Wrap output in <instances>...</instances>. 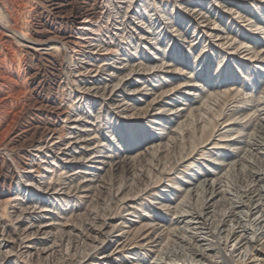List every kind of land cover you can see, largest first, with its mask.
<instances>
[{"label": "bare ground", "instance_id": "bare-ground-1", "mask_svg": "<svg viewBox=\"0 0 264 264\" xmlns=\"http://www.w3.org/2000/svg\"><path fill=\"white\" fill-rule=\"evenodd\" d=\"M134 1L136 0L115 1L113 4L115 16L111 20L113 23L106 21L103 26L101 20H94L96 13L91 12V16L83 20L84 26L80 29L86 31L91 27H97L93 30L98 36L89 41L87 46L89 53L86 54L85 60L82 59L79 64L70 62L73 65L66 69L65 82L73 96L69 99L68 106L57 105L55 113L57 116H64L69 126L66 128L63 126L47 127L41 131L34 126L31 128L32 132L27 145L42 163L32 160L26 166L21 165L18 159L15 161L17 172H13V180L10 183V186L14 187V196L3 194L4 198L0 200V264H13V258L19 260L20 258L25 259L26 256L30 259L31 256L38 257L42 254L55 255L63 246L66 249H73L79 243L85 245L88 242L92 243L94 233H100L106 226L111 225V229L116 228L110 224L111 219L117 214L119 215L121 208L126 210L132 208L133 203L130 200L142 198V195L138 196V194L144 189L137 190L135 193H132V190L151 173V165L158 159L159 154L166 151L171 143H174L179 133L188 134L193 125L203 119V116L207 114L210 100H216L218 97L227 100L232 94L226 85L207 87L200 93L195 92L198 89L189 87V82L194 81L192 79L181 83L160 82L157 79L158 74L164 75L165 69H171L173 73L180 72L181 74L187 71L184 72L185 67L180 66V63L168 61L165 58V52L157 49L155 45L161 39L162 29L166 28L174 19L179 27H184H182V32L177 30L179 36L186 37L185 40L190 39L188 42L194 40L192 37L196 31V35H199L198 32L201 31L209 33V35L213 34L214 39L221 42V45L232 43V40L234 41L236 38L239 39V45H241L247 43L248 38L240 36L237 33L238 29L230 33L227 27L229 24L222 28L210 27V20L215 17L201 14L197 16L196 13L194 16L191 9H187V14H183L180 11L181 6L178 9H171L170 17L166 15L167 17L162 18L161 16L164 14L157 16L154 12L148 13L149 15L145 17L141 12L143 10L140 9L138 0ZM148 1L146 9L150 7L149 12L156 10V5L159 7L162 2V0ZM177 1L181 3L180 5H185L186 2L193 0ZM201 1L203 2V0H199V2ZM6 2L7 0H0V18L8 26L10 18L4 7ZM129 12L133 13L137 20L140 18L136 25L130 23ZM142 14L143 16L140 17ZM107 17L109 18V14ZM197 18L201 22H208L206 25H201V28L204 29L199 30V27L192 26V23L195 22L192 20ZM229 18L230 16H228V22ZM144 19L145 23H149L147 29H151V31L145 30L144 26L140 27ZM131 24L129 29L133 28L135 31L141 29L139 33L140 39H144L141 41L143 45L140 44V39L134 36L138 32L132 34L131 31H126V26L128 29ZM188 24L192 26V34H194L190 37H188ZM119 26L121 30L123 29L122 31L118 28ZM255 26L258 28L259 25L255 24ZM8 28L15 31L9 26ZM156 28H158L157 31ZM103 30L106 31L104 36L107 38L105 40L100 37V32ZM194 37L196 38V36ZM22 39L24 40V38ZM31 42L40 44L39 41L31 40ZM78 43L79 41L73 42V46L70 47L73 49ZM201 46L206 47L203 44ZM233 46L238 47V45ZM145 49L149 51L153 49L152 56H150V52L146 53ZM154 49L159 51L155 50L154 52ZM115 55L117 56L116 60L113 58ZM190 66L189 68H191ZM165 72L170 71L165 70ZM153 82L156 84H152ZM181 90L185 92L183 98L181 97L183 103L177 104V99L183 95ZM144 92H149V97ZM190 94L192 97H189ZM253 107L251 105L247 109H242L241 112L247 115V111H251ZM74 111L76 113L70 116L69 113ZM158 111L160 112L158 113ZM163 112L165 115H160ZM167 112L171 113L166 114ZM237 114L238 112L233 111L229 115L223 116L222 123L233 120ZM173 116L174 124H171L170 119L172 120ZM166 118L167 136L154 135L153 132L144 138L140 137L138 140L135 138L129 142L126 153L122 152L128 142L125 136L132 137L143 131L138 122L145 120L149 125L156 123L163 126ZM254 120L257 121L253 129L255 132H252L254 134L238 136L223 144L222 148L226 152L221 155L222 160L217 158V160L210 161L211 168H207L205 172L185 175L183 181L173 182L177 184L176 187H173L176 193L184 194L183 198L191 196L193 192L198 194L209 190V200H206V197L204 199L203 194L198 195L196 199L198 205L193 206L190 210L187 209L185 215L176 217V225L182 224V226L178 225L177 229L170 231L171 220H168L169 223H167L164 218L151 217L146 214L139 215L137 216L139 221L129 222L125 230L116 228V231L122 230L119 238H116L113 243L103 245L99 254L107 252L109 247L105 258L109 260L115 256V259L118 260L117 258L121 257L119 261L125 259V263L128 259H132L131 264H190L186 261L188 259L185 258L186 256L193 258V264H197V262L203 264L204 261L205 264H264V188H262L264 183V110L256 114ZM217 123L213 120L209 130L203 128L200 131V140L197 145L206 143L214 135ZM156 129L159 128L154 130ZM123 132L126 135L123 134V136ZM227 136L222 135L221 138ZM136 142L137 144H134ZM213 144V147L219 148L216 147L218 142ZM195 147L196 144L177 160L193 159L191 154ZM191 164L189 163L188 167ZM224 166H229L232 171L235 170L238 176L236 182L238 188L235 190H229L227 184H222V180L215 176L216 170H221ZM28 167L32 168V173H36V175L31 174L30 170L24 172L23 175L18 174L20 169ZM174 168L175 163L165 171L162 170L160 177L154 183L159 182L161 176L170 180L169 175L172 174L171 171ZM21 176L28 181L26 185L19 181ZM210 180H213L214 184H210ZM207 186L208 188H206ZM147 188L148 184L145 186V189ZM148 191H145L143 195H154L153 192L147 194ZM136 195L137 197L134 199ZM109 202L111 205L107 206ZM158 204H160L159 206L164 205ZM170 204L164 205L167 211L171 209ZM103 209L107 221L105 217L100 220V212ZM241 214L246 220L242 219ZM124 223L128 222L124 221ZM215 229L216 231H214ZM207 233H211L216 241L203 243L207 240L204 239ZM225 251H228L227 257L224 255ZM126 252L134 256L124 257L123 253ZM116 253L117 255H115ZM84 257L86 255L82 258ZM61 258L62 260L57 264H73L75 261L72 257ZM172 258L177 262L173 263ZM115 259H111V261L114 262ZM20 264H31V262L21 261ZM96 264H100V262Z\"/></svg>", "mask_w": 264, "mask_h": 264}, {"label": "rangeland", "instance_id": "rangeland-1", "mask_svg": "<svg viewBox=\"0 0 264 264\" xmlns=\"http://www.w3.org/2000/svg\"><path fill=\"white\" fill-rule=\"evenodd\" d=\"M115 1L119 0H7L5 3L4 7L10 18L8 26L15 31L9 30L8 26H6L7 24L4 23V20L0 18V140H3V142L0 141V200L4 198L3 194L7 196L11 194L14 196V187H11L10 183L13 180V172H17V167L15 165V161L17 159L20 161L21 165L26 166H28L32 160L35 162H40V164L42 163L39 161L40 159H38V156H34L35 153H32L27 145L32 132L31 128L34 126L41 131L47 127L63 126L66 128L69 126V123L65 120L64 116L60 117L55 113V107L57 105L61 107H66V105L68 106L70 103L69 99L73 96L72 91L65 82L67 78L66 69L70 67V65L79 64L82 62V59L83 61L85 60V57L89 53V49H87L89 41L93 38L96 39L98 36L95 34L96 31L93 30L97 29V27H91L86 31L81 30L80 27L84 26L83 20L88 19L91 16V13H96V18H94V20H101L103 22V26L106 24V21L110 23L112 18L115 16V9L113 8ZM147 1L148 0H138L140 3V9L143 10L141 12L144 13L145 17H147L151 12H154L157 16L164 14L161 16L162 18L167 16L170 17L171 9H178V7L181 6L180 11L183 14H187V9H191L194 16H196V13L197 16L198 14H201L212 18L215 17L212 19L213 21L210 20V27L217 26V28H222L229 24L227 27L230 33L238 29L237 33L240 36L242 35V37H245L246 39L248 38V42L244 43L245 45H239V39L237 38L234 39L235 42L232 40V43L228 42L225 45H221V42L214 39L213 34L209 35V33H203L201 31L198 32L199 35H196V31L194 32V35L192 34V26H196L197 28L199 27L198 29L200 30L204 29L201 28V25L208 24V22H201V20L197 18L192 20V22L195 21L192 23V26L188 24V37L191 35L196 36V38L194 36L192 37L194 38L192 42H188L190 39L185 40L186 37L179 36V32H182L184 27L180 26V28L176 23L177 21L174 19L170 24L167 25V29L165 27L162 29L163 33L161 35V39H159L158 44L155 45L157 49L165 52V58H167L168 61L180 63V66L185 67L184 72L187 71L181 74L180 72L173 73L171 69H165L169 70L170 72H165L164 70V75L158 74L157 79L160 82L166 81V83L169 84L171 82L181 83L185 80L187 81V79H192L194 81L191 83L189 82V87H194L196 90L198 89V91L195 92L200 93L202 89H207V87L213 88L226 85L228 90L232 93L227 100L222 97H218L216 100H210V104L208 106L209 108L206 111L207 114L205 113L206 115L203 116V119L201 121L199 120L198 124L193 125V128L189 130L188 134L179 133V135L176 137V142L174 141V143H171L166 151L159 154L158 159L153 162L154 164L152 163L151 173L147 176V178L142 179L132 190V193H135L137 190L144 189L145 191H148L151 189L147 194L153 192L154 198L152 194L146 196L145 194L143 195L145 192L144 190L140 191L138 196L142 195V198H140V200H136V195L134 197V199L136 198L135 200H130V202L133 203V206L130 205L132 208L128 210L121 208L119 215L117 214V216L111 219L110 222V224L116 226L117 229L123 228L125 230L129 222H137L139 221V217L137 216H143L146 214L150 215L151 217L155 216L164 218L165 222L167 223H169L168 220H171L169 223L171 228L169 230L172 231L177 229L178 225L182 226V224L176 225V217L182 214L185 215L187 211L193 206L198 205L196 202L198 195L200 196L203 194L202 197L204 196V199L205 197L206 200L210 199L209 190L202 193L199 192L198 194L193 192L191 196L183 198L184 194L180 195L176 193L173 187H176L177 184L173 182L183 181L185 175H196L198 172H205L207 168H211L210 161L217 160V158L222 160L223 157L221 158V155L226 152L222 148V146H224L223 144L237 138L238 136L254 134L252 132H255L253 129L257 123V121L254 120V117L256 114H259L264 110V0H210L209 2L208 0H203V2H199V0H193L186 2L185 5H180L181 3L177 0H162V2L159 4L160 8L158 5H156V10L150 12V7L146 9V6L148 2L151 1ZM134 2H137V0ZM166 2H168V4H166ZM182 6L186 7L183 8ZM130 12V23H134V25H136V22L140 18L137 20L135 18L136 16H133L134 14ZM108 14L109 18L107 17ZM175 15L177 16V14ZM142 16L143 14L140 17ZM228 16H230L229 22ZM248 16L251 18L249 19ZM111 23H113V21H111ZM132 24L128 26V29L126 26V31L129 30L132 34H134V32H138L134 36H136L137 39H140L141 35L139 31H141V29L139 31H135L133 28L129 29ZM255 24L259 25L258 28L255 26ZM148 25L149 23H145L144 19V22L142 26L140 25V27L142 28L144 26L145 30L151 31V29H147ZM120 26L118 28H120ZM157 30L158 28H156V31ZM177 30H179V32H177ZM47 31L48 34H46ZM105 32L106 31L104 30L100 32V37L103 40L107 38L104 36V34H106ZM145 36L147 37V35ZM146 37L145 40H147ZM20 38H24V40H21ZM31 40L39 41L40 44L38 43L39 45H37L31 42ZM143 40L144 39H140V44H142L141 41ZM203 40L204 43H202ZM76 41H79V45L77 44L75 48L72 49L70 46H73V42ZM202 44L206 46V49L201 46ZM233 45H238V47L235 48ZM38 47L39 49L37 50ZM157 49H154V52ZM145 50L146 53L150 52V56H152L151 51H153V49H150L151 51L148 49ZM217 51H220V53H217ZM66 53H68L70 56ZM63 55H65L66 58ZM116 57V55L113 56L114 60H116ZM2 60L3 62H1ZM189 66L191 68H189ZM152 84H156V82H153ZM67 91L69 92L67 93ZM190 92L192 93L193 89ZM235 92L236 95H234ZM144 93H147L146 95L149 97V92ZM183 93L185 92L182 91L181 94ZM184 95L185 94L180 95V98L176 101L177 104L183 103L181 97L183 98ZM189 97H192L191 94ZM251 105L254 107L251 109V111H249L250 113L247 111V115H245L243 112H241L242 109H247ZM233 111L238 112V114L234 116L235 118L230 120L231 122L226 121L222 123L221 118L225 115H229ZM159 112L160 111H158V113ZM75 113L76 112L74 111L69 113V115L71 116ZM169 113L171 112H167L166 114ZM160 115L164 116L165 112L160 113ZM173 119L174 116L172 117V120L170 119L171 124H174ZM213 120L218 122L214 130V135L206 143L197 145V142L200 140V131L203 128L204 130H209ZM164 121L165 123L163 126L157 125L156 123L149 125L145 120L138 122V124H140V128H142L143 131L132 137L125 136L128 142H126V148H122L123 150L121 149L122 152H124V154L126 153L127 147H129V142H132V140L135 138L138 140L140 137L144 138L147 135L149 136L151 133L153 134V132L155 133L154 135L163 134V136H167V118ZM153 128L159 129L154 130ZM123 134L126 135L124 132L122 135ZM222 135L228 136L221 138ZM215 142H218L216 147L219 148L213 147V143ZM134 144H137V142ZM195 144V150L191 154L194 160L186 158L181 161L177 160V158H179L181 155H184L185 152L189 151L192 146H195ZM173 163H175V168L171 171L172 174L169 175L170 180H166L167 178L161 176L159 182L154 183L160 177L161 172L168 169ZM189 163L192 164L188 167ZM29 170L31 171V174L36 175V173H32V168L30 167L27 169H20L21 172L19 171L18 174L23 175L24 172ZM215 174L217 179L219 178L222 180V184H227L229 190H235L238 188L236 183L238 181V176L236 175L235 170L232 171L229 166H224L221 170L217 169ZM15 181L17 182V179ZM15 181L13 182L15 183ZM19 181L24 185L28 183L26 178L23 176L19 178ZM209 183L214 184V181L210 180ZM147 184L148 188L145 189ZM206 188H208V186ZM262 188H264V183ZM216 200L219 201L217 198ZM158 203L164 205L171 203L170 211H167L164 205L159 206L160 204ZM110 205L111 203L109 202L107 206ZM104 209L100 212V220L106 216ZM242 215L243 214H241V217ZM242 219H245V217L243 216ZM124 221H127L128 223H124ZM230 224L232 225V223ZM95 227L97 229V226ZM116 228L111 229L110 225L103 228L100 233L95 232L93 235L95 240L93 239L92 243L88 242L86 245L79 243L78 246L73 249H66L65 246H63L55 255L42 254L38 257L31 256L30 259L28 256H26L25 259L20 258L19 260L13 258L12 262L13 264H20L21 261L24 263H28V261H30L31 264H57L62 260L61 257L65 259L72 257L75 260L73 264H96L98 262H100V264H131L132 259H128L125 263V259L119 261L121 257H118V260L115 259V256H112L109 260L105 258V254L108 252L109 247L107 248V252L99 254L103 245L106 246L108 243H113L116 238H119L122 230L116 231ZM214 231H216V229ZM207 234L204 238L207 240L203 243L216 241V239L211 236V233ZM139 251L142 253L141 250ZM123 254L124 257L134 256L127 252ZM84 255H86V257L82 258ZM115 255H117V253ZM219 255H221V253H219ZM224 255L227 257L228 251H225ZM185 258H188L186 261L190 264L191 262L192 264L194 263L193 258L187 256ZM111 259H115V261L113 262ZM145 259L148 260L147 257H145ZM172 259L174 260V258ZM172 262L175 263L177 261L174 260ZM198 263L200 262H197V264ZM205 263L206 262L204 261L203 264Z\"/></svg>", "mask_w": 264, "mask_h": 264}]
</instances>
